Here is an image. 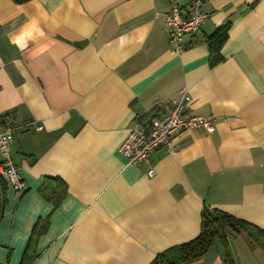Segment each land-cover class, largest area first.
I'll return each instance as SVG.
<instances>
[{
    "label": "crops",
    "instance_id": "obj_1",
    "mask_svg": "<svg viewBox=\"0 0 264 264\" xmlns=\"http://www.w3.org/2000/svg\"><path fill=\"white\" fill-rule=\"evenodd\" d=\"M189 2L0 0V118L17 127L26 184L7 185L0 264H21L36 228L35 264H152L199 236L205 206L264 230V0H206L195 43L174 53L162 16ZM227 23L213 67L208 38ZM184 89L189 114L216 117V130L155 151L154 176L129 166L119 152L129 130ZM55 179L67 189L58 203L40 192ZM218 245L191 264H224ZM229 246L235 264H264L245 232Z\"/></svg>",
    "mask_w": 264,
    "mask_h": 264
},
{
    "label": "built area",
    "instance_id": "obj_2",
    "mask_svg": "<svg viewBox=\"0 0 264 264\" xmlns=\"http://www.w3.org/2000/svg\"><path fill=\"white\" fill-rule=\"evenodd\" d=\"M206 0H190L189 11L182 14L179 7H173L162 17L170 29L169 43L174 53H182L195 43V37L201 32L209 19L204 11ZM192 99L184 89L178 98L170 103L169 110L162 116L152 117L143 125L133 126L119 148L131 167L141 164L150 166L148 175L154 176L155 169L151 166V155L164 148L176 153L175 138L178 134L189 130H203L213 133L216 130L217 118L189 114ZM42 128H39L41 130ZM17 127L12 122L0 118V181L11 189L23 193L26 184L14 164L11 143Z\"/></svg>",
    "mask_w": 264,
    "mask_h": 264
},
{
    "label": "trees",
    "instance_id": "obj_3",
    "mask_svg": "<svg viewBox=\"0 0 264 264\" xmlns=\"http://www.w3.org/2000/svg\"><path fill=\"white\" fill-rule=\"evenodd\" d=\"M32 0H13L17 5H22ZM230 24L221 26L211 37L208 44L211 51V66H216L222 62L221 50L228 40ZM53 189L49 185L41 187L40 192L51 202L58 203L65 196L67 189L61 180H50ZM8 186L0 181V221L6 203V193ZM45 230V227L44 229ZM245 232L249 245L264 249V230L249 224L231 214L219 209L204 207L201 214V232L193 241L171 247L157 255L152 264H191L201 259L213 246L220 243L223 247L224 264H235L229 246L231 234H241ZM42 231L36 228L23 255L21 264H35L39 255L37 254V242Z\"/></svg>",
    "mask_w": 264,
    "mask_h": 264
},
{
    "label": "rangeland",
    "instance_id": "obj_4",
    "mask_svg": "<svg viewBox=\"0 0 264 264\" xmlns=\"http://www.w3.org/2000/svg\"><path fill=\"white\" fill-rule=\"evenodd\" d=\"M231 235H232V234H231ZM217 244L221 245L220 243H217ZM219 245H218V246H219ZM221 246H222V245H221ZM222 250H223V247H222Z\"/></svg>",
    "mask_w": 264,
    "mask_h": 264
}]
</instances>
